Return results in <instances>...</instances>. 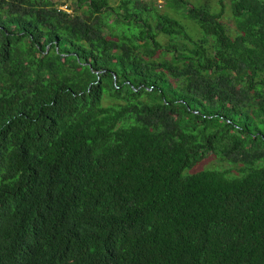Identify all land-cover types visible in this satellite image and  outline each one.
<instances>
[{
  "label": "trees",
  "instance_id": "16d2710c",
  "mask_svg": "<svg viewBox=\"0 0 264 264\" xmlns=\"http://www.w3.org/2000/svg\"><path fill=\"white\" fill-rule=\"evenodd\" d=\"M162 1L0 0V264H264V0Z\"/></svg>",
  "mask_w": 264,
  "mask_h": 264
},
{
  "label": "rangeland",
  "instance_id": "374dc122",
  "mask_svg": "<svg viewBox=\"0 0 264 264\" xmlns=\"http://www.w3.org/2000/svg\"><path fill=\"white\" fill-rule=\"evenodd\" d=\"M193 2H195L196 0H191ZM157 5H158V9L164 11L166 10L163 6V1L162 0H156ZM65 8V6H64ZM175 16H178V18L186 25L187 29L190 31V33L197 37L199 36L198 33V27L196 28L195 24L189 20H186L184 18H181L178 14L173 13ZM225 21L228 23L229 26H231V20L229 18H225ZM198 29V30H197ZM226 163L220 161L219 159H217L215 156L213 155H209L206 158H204V160L202 162H200L196 167H194L193 169H191V172L196 171V170H200L202 168H214V167H226Z\"/></svg>",
  "mask_w": 264,
  "mask_h": 264
}]
</instances>
